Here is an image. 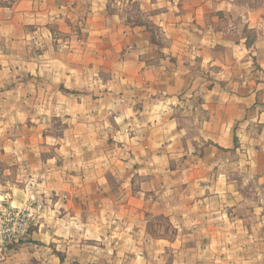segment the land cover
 I'll return each mask as SVG.
<instances>
[{"label": "crops", "instance_id": "obj_1", "mask_svg": "<svg viewBox=\"0 0 264 264\" xmlns=\"http://www.w3.org/2000/svg\"><path fill=\"white\" fill-rule=\"evenodd\" d=\"M210 8L207 0H0V85L24 77L11 86L15 110L0 119L38 121L40 92L41 118L64 123L60 136L42 131L61 140L63 156L59 167L40 164L38 191L60 202L73 187L53 230L68 251L63 264H229L223 254L240 247L239 263L264 264V197L240 191L256 173L250 136L237 133L248 143L242 163L227 155L253 98L219 86L226 70L206 78L223 43L204 22ZM196 141L208 142L201 154ZM13 162L0 186L25 185L34 172L31 158ZM159 218L169 227L153 226ZM33 234L47 239L40 227Z\"/></svg>", "mask_w": 264, "mask_h": 264}, {"label": "rangeland", "instance_id": "obj_2", "mask_svg": "<svg viewBox=\"0 0 264 264\" xmlns=\"http://www.w3.org/2000/svg\"><path fill=\"white\" fill-rule=\"evenodd\" d=\"M207 1L211 3V8L209 12L206 13L208 16H206L204 22H208L206 24L207 29L214 31L216 36L223 40V43H219L216 49H214L220 57V65L212 67L211 70L214 71V75H211L209 71L208 77L206 78L215 81V73L219 75V72H217L218 69L226 70L223 76L224 79L217 80L219 86L223 87L226 93H234L233 88L235 87L237 88L235 92L239 97L248 94L250 98L251 96L253 98L249 102V107L244 110V117L234 124L233 138L235 146L227 155L228 158L234 160V162L243 161L246 155V144L248 143H246V141L240 143V137L237 136V133H246V135L250 136V145L254 149L253 152L257 155V161H255L256 173H254L255 178H252V181H250V187L246 186L240 188V191L244 196L254 197L257 200L261 196L264 197V188H259V186H264V176L262 175L263 173H259L260 166H258V162L262 159L260 154L261 150H258V148L264 145V139L261 136L264 131V122L262 119L264 116V0ZM152 34L153 42L158 41V45L162 46V40H157L159 36L161 38V32H157L156 29H153ZM33 40H37V37L33 36ZM35 51L40 52L39 49H35ZM220 78H222L221 73ZM23 79V76H17L13 78L11 82L9 81L0 85L1 114H6L15 110L13 106L8 104V100H10L11 94L14 92L12 85L22 83L24 81ZM228 79L229 81H227ZM229 83L230 85H228ZM211 84L213 83H210L209 86ZM46 93L44 94L46 95ZM41 95L40 92H37L35 96H33L34 99H32L34 103V105H32V113L40 114L38 121H34V123L32 121L29 123H12L10 126H6L7 122L0 119V143L2 144L6 141L11 142L10 145L8 144L3 147L2 153L0 154V177L2 178V176H5V174L9 172L7 166L11 167L12 165L9 163L12 164L14 159L16 164L14 161L13 165H17L18 162L21 163L24 159L29 160V158H31L32 164L34 165L33 168H35L33 169L34 172H27V184L24 185L22 180L20 184L15 187L0 186V193L9 194L10 201L13 205L14 202L19 204L15 206L23 205L24 200L30 197L36 199L40 198L44 202V208L36 212L37 219L28 230L26 238L18 242H13L7 245L5 249L0 250V264H15L14 262L16 259L19 264H63L62 261L65 259L64 255L66 252L68 253V251H64L59 247L60 244L64 242L55 240L56 238H54L55 233L53 230L55 229L57 217L61 215L60 210L62 207L60 204H65L70 200L73 194V187L70 186L69 190H65L60 195V202H58V200L46 202L43 198V194L38 192L40 190L39 178L42 177V174H39L41 171L40 164L46 162V164H49L50 168L56 167V165L59 167L61 166V160L59 158L63 156L61 151H58L61 149H59L60 144L57 142L61 140L45 138L42 136V131H46L47 128H50L53 129V135L60 136L62 134V127H64V123H57L58 120H52V124H50L45 118H41V116L45 117L47 115L45 108L40 107V100L43 98ZM19 98L23 99L20 92L17 99ZM27 99L31 98L28 96ZM195 99L197 102L201 101V94L199 93L196 95ZM200 114L201 116L205 115L204 113ZM189 124L192 125V122L190 121ZM50 125L52 126L50 127ZM6 127L8 128V132H6ZM201 129L202 125L199 123L191 127L189 126V137L195 140L194 138L202 133ZM7 133H10V135H7ZM207 143L208 142L204 141L193 142V150L201 154ZM16 149L17 151L14 152L13 150ZM224 151L226 154L227 150ZM13 174L14 176L16 175L12 171V175ZM237 174L239 175L238 179L242 180L243 177L240 173ZM9 177H11V175ZM15 177L17 178L18 176L16 175ZM260 177H263L262 183ZM42 178L44 179V177ZM54 181H56V179H53V182ZM70 182L72 183V181ZM19 196H23V200H21ZM49 198L51 200L53 199L52 197ZM242 209L244 210V207ZM68 226L70 225H66L67 228ZM153 226H156L161 231L169 227L167 220H164V218L157 219L153 222ZM39 227L42 228V233H44L47 238L45 241H40L38 239L35 241L32 239L33 233L37 231ZM244 253L243 248L240 247L227 250L223 254V257L226 256V258H228V261H230L229 264H238ZM235 257L238 261H234Z\"/></svg>", "mask_w": 264, "mask_h": 264}, {"label": "built area", "instance_id": "obj_3", "mask_svg": "<svg viewBox=\"0 0 264 264\" xmlns=\"http://www.w3.org/2000/svg\"><path fill=\"white\" fill-rule=\"evenodd\" d=\"M6 194L0 193V250L26 238L37 219L36 212L44 208V202L33 197L25 199L23 205L15 206L10 201V195Z\"/></svg>", "mask_w": 264, "mask_h": 264}, {"label": "water", "instance_id": "obj_4", "mask_svg": "<svg viewBox=\"0 0 264 264\" xmlns=\"http://www.w3.org/2000/svg\"><path fill=\"white\" fill-rule=\"evenodd\" d=\"M19 197H20V196H19ZM20 199H21V200H23V196H22V197H20Z\"/></svg>", "mask_w": 264, "mask_h": 264}]
</instances>
